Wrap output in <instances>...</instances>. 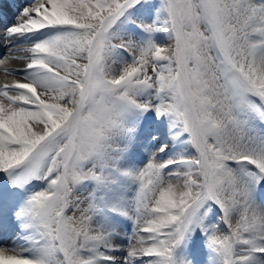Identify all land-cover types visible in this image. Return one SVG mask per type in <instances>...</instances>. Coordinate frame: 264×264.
Segmentation results:
<instances>
[{"label": "snow or ice", "instance_id": "obj_1", "mask_svg": "<svg viewBox=\"0 0 264 264\" xmlns=\"http://www.w3.org/2000/svg\"><path fill=\"white\" fill-rule=\"evenodd\" d=\"M137 5L154 17L137 25L144 39L125 38L114 28ZM31 34L44 38L16 43ZM0 42L5 60L15 50L26 62L5 69L26 82L0 87V172L12 188L47 181L16 212L38 255L0 244V264H192L176 252L196 229L212 264H264L253 193L264 180V0H30ZM150 111L191 152L160 160L161 145L120 169L129 115ZM113 173L136 185L121 212L133 225L126 245L96 220Z\"/></svg>", "mask_w": 264, "mask_h": 264}, {"label": "bare ground", "instance_id": "obj_2", "mask_svg": "<svg viewBox=\"0 0 264 264\" xmlns=\"http://www.w3.org/2000/svg\"><path fill=\"white\" fill-rule=\"evenodd\" d=\"M28 3H30V0H11V9H5L4 11V14L7 13V18L0 21V31L14 23V18L18 14L20 8ZM48 34H50V32L45 30L44 35ZM162 35L163 33H156L154 34V37L157 39L162 37ZM20 38L21 40H25L23 39L24 37ZM38 38L44 37L41 35H39V37L35 36L32 39H26L25 42H32ZM19 40L20 39L18 38L16 39V41ZM17 47L22 49L27 47V45ZM6 55H8L7 50L3 46H0V61H3L0 62V87H3L6 83H12L14 81L26 82L20 76L9 74L5 71V69H17L24 67L26 62L23 59H19V57L24 55V53L22 51L17 52L14 50L11 53L12 58L8 60H5ZM176 132V129L170 130V123L166 121H155L149 126H141L140 129L134 132L133 139L128 145L126 151L123 153L121 159L118 161V167L120 169L132 170L142 167L148 158L149 152L156 151V149L160 148V143H162V145H168L163 152L158 153V158L160 160L187 156L189 152L185 147L186 145L183 142H177L181 135L176 136V138L173 139ZM153 137H155V139H153ZM162 139L165 141L162 142ZM171 167L175 168L177 165H172ZM112 175L113 183L105 194L106 209L102 217L103 220L100 223L103 224V226L110 232L114 231L115 233H119L120 235L116 237L117 241L126 245L127 240L123 237V234H130L132 231L127 232L128 230L124 227L128 217L122 215L121 212L127 210L126 202L129 201L135 190L131 187L124 186V183L130 180L129 178L119 175L118 173H113ZM253 193L255 201L261 206H264V195L259 193L258 190H253ZM209 220L215 221L214 216L210 217ZM25 222L26 221L18 222L16 219L9 220L6 216L1 217L0 225H5L8 233L3 234L4 230H0V244L27 249V251L22 254L25 256L35 257L38 255L40 244L36 242L37 235L33 228L21 227V225ZM120 227L125 228V231L122 232ZM133 243H135V241H133ZM190 256L191 257L186 256L184 259L191 261L192 264H212L210 259L211 254H208L204 250L202 252L193 251V254ZM137 264H141V262L138 261Z\"/></svg>", "mask_w": 264, "mask_h": 264}, {"label": "rangeland", "instance_id": "obj_3", "mask_svg": "<svg viewBox=\"0 0 264 264\" xmlns=\"http://www.w3.org/2000/svg\"><path fill=\"white\" fill-rule=\"evenodd\" d=\"M158 2H159V1H158ZM158 2H157V4H158ZM157 4H156V5H157ZM149 20H151V18H149ZM151 21H152V20H151ZM118 33L121 34V35H123V36L126 38L124 32L119 31ZM133 37H134V36H133ZM164 42H166V36H165V35H164V38H163V39H157V43H164ZM118 54L122 55V56H123L122 58H123L124 60H127V59H128V56H126L125 53L119 52ZM45 181H46V180H43L42 183L45 182ZM256 185H257V184H255L254 188H256ZM221 226H222V225H221Z\"/></svg>", "mask_w": 264, "mask_h": 264}]
</instances>
